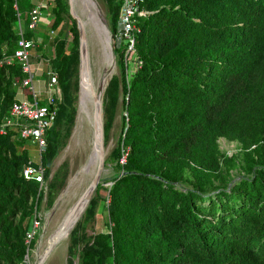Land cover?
<instances>
[{
	"label": "trees",
	"instance_id": "trees-1",
	"mask_svg": "<svg viewBox=\"0 0 264 264\" xmlns=\"http://www.w3.org/2000/svg\"><path fill=\"white\" fill-rule=\"evenodd\" d=\"M33 3L0 0V125L25 76L17 61L2 59L17 48L14 24L34 42ZM119 3L109 6L112 34ZM140 8L138 64L127 74L119 44L117 75L104 91L112 106L121 94L123 112L109 154L117 171L103 198L107 232L82 245L81 264H264V0H142ZM47 9V29L59 26L58 34L40 45L44 38L54 49L49 71L65 92L76 30L64 0ZM48 107L55 115L37 162L20 136L23 119L0 132V264H24L37 235L25 240L41 192L23 166L39 165L45 181L73 123L67 104L54 98ZM218 137L236 140L240 156L219 154ZM233 165L243 174L223 179L221 167Z\"/></svg>",
	"mask_w": 264,
	"mask_h": 264
},
{
	"label": "rangeland",
	"instance_id": "rangeland-1",
	"mask_svg": "<svg viewBox=\"0 0 264 264\" xmlns=\"http://www.w3.org/2000/svg\"><path fill=\"white\" fill-rule=\"evenodd\" d=\"M42 1L44 3V5H42L44 6L43 12L46 13L45 16L49 22V20L51 19V15H49L50 13L48 12L47 6L50 5L52 2H54V0H42ZM64 1L66 3V9H67V0ZM91 2L96 12L104 39L105 74H106L105 87H106L109 79L113 75H117L115 55L113 57L114 65L112 64L111 48L112 50L117 49L119 44H121V46L122 45L126 46V48L122 52V58L126 66L127 74H130L138 63L135 61L133 51L127 48L128 46L125 40H118L116 37L111 35L110 44H109L108 36L105 32L103 24L100 21L98 15V12H100L106 22V25L108 26V18L111 13L109 6L111 4H117L118 0H91ZM118 10L119 8H117V12ZM78 13L80 17L83 16V11L80 7H78ZM40 15H42V12ZM72 22H73L72 23L73 27L76 30L77 42H76V51L75 53H71L69 58L70 73L67 79V88L65 92H62L61 88L58 85L57 71L53 70V73L55 74L56 82H57L56 99L59 102H63L67 104L68 111L71 112L73 116V123L70 127L69 134L65 139L63 145L57 149V151L51 158L49 175L47 179L45 181L43 180V183L41 184L40 187L38 186V190L41 192V199L38 202V206H36V208L34 206L33 215L38 220L37 222L38 227L40 226L39 234H37L34 237V242L32 247L24 256V264H33L36 260V257L43 251L47 243L58 236L60 237V241L57 242L54 245V247L51 249L43 264H81L82 245L85 242L91 241L95 233L99 232L104 234L105 232H107L106 201L103 200V198L106 197L105 189H107L111 184L110 178L117 171V169L113 167V162L110 161L109 154L111 149L114 147L115 142L120 134L121 116L123 112L121 110V94L119 93V98L116 104L112 106L108 102V99L104 95V91H103L101 96V110H102V129L104 134V142H105L104 145H105V153H106L104 160L103 179L99 187L94 191L91 199L83 209L82 213L80 214V216L78 217V219L76 220L70 231L66 235L64 234L65 228H62V223H63L62 221V223H60V225L53 233L51 238L45 243L46 238L53 232V230L55 229L56 225L60 222L65 212L69 209V207L74 203L77 197L84 190L89 180V176H82L81 179V177L76 175L87 156L86 153L88 149L87 144L89 137V129L87 125L83 123L74 133V129L76 128V116H77V108H78L80 81H79V70H78V31L75 20L72 19ZM47 23H44L43 25L44 28L42 27L41 29H39V34L41 37H46V39L51 40L55 35L58 34L57 30L59 26L53 30H49L47 29ZM59 25H61V23ZM22 29H23L22 24L21 25L14 24L13 26V31L15 33H19L20 31H22ZM62 33L66 37L65 41L71 39V31L70 30L68 31L67 26L64 27ZM32 39H34V37ZM46 39L43 38L45 42L44 48L39 43L33 42L34 46L31 48L32 49L31 53H32V63L34 65L38 64V62L40 61L42 62V67L44 68V70L46 69L49 70L51 69L50 58H53L55 53H54V49L51 46H49ZM63 51L65 56L70 54V50L66 48L64 45H63ZM96 52L98 51L95 45L91 40H89L88 56H89V61H91L90 62L91 73L94 77H97L98 73H101L102 70L101 62L99 60L100 58L99 52L98 53ZM109 75L111 76L108 79ZM2 79H4V77H2ZM2 84L3 81H1L0 79V87L2 86ZM39 99L41 98L39 97L38 100ZM10 122L14 125L16 124V122H18V119L15 120L14 118H11ZM216 144L219 154H223L224 156H228V157H234L235 159H237L240 156L241 153L240 145L236 140L228 139L224 137H218L216 140ZM24 147L27 148L30 161L37 162L38 150L27 138ZM242 174L243 172H241L238 169V167L235 165L230 166L229 168L221 167L220 169V175L224 177L223 179L226 178V180L231 178L236 179L238 175H242ZM72 179H74V181L71 182ZM50 182L51 185L49 184ZM98 195L100 196V198L98 197ZM92 201H95V204L93 205V207H89ZM40 228H42V231H40Z\"/></svg>",
	"mask_w": 264,
	"mask_h": 264
},
{
	"label": "built area",
	"instance_id": "built-area-1",
	"mask_svg": "<svg viewBox=\"0 0 264 264\" xmlns=\"http://www.w3.org/2000/svg\"><path fill=\"white\" fill-rule=\"evenodd\" d=\"M142 0H120L119 10L115 23V30L112 34L118 40H125L127 48L132 50L133 32L136 30L135 21L137 16H144L147 11L140 8ZM40 2H34L29 11V20L27 28L32 30L40 19L41 14ZM17 48L10 55L3 57L2 62L9 64L12 60L19 63L21 71L25 76L16 84L14 93V100L9 109V115L4 118L0 125V132L2 133L4 127L12 125L11 118L24 120L20 128V136L27 138L31 143L35 144L38 153L45 147L44 133L48 129L54 119L55 111L49 109L57 95V82L53 72L48 69L40 70L42 62L39 61L38 66H33L30 61L29 50L34 46L33 42L28 41L22 37L21 31L18 33ZM44 73V103H39L38 98L40 92L36 91L32 84V78L37 71ZM17 123V122H16ZM25 179H34L38 182L39 187L43 183L42 170L39 165L32 166L29 162L23 166L21 171ZM38 220H33L31 229L25 234V240L29 242L34 234H37ZM38 229V230H37Z\"/></svg>",
	"mask_w": 264,
	"mask_h": 264
},
{
	"label": "bare ground",
	"instance_id": "bare-ground-1",
	"mask_svg": "<svg viewBox=\"0 0 264 264\" xmlns=\"http://www.w3.org/2000/svg\"><path fill=\"white\" fill-rule=\"evenodd\" d=\"M72 3H73V8H74L73 9L74 15H76V17L82 22L83 25H85V27L88 30L87 64L84 68H82L81 72L79 73L80 84H79L78 108H77V116H76V128L74 129V133H75L77 129L83 123L86 124L89 129V137H88V144H87L88 149L86 153L87 156L80 170H78L76 174L77 176L81 177V179H82V176H89V180L86 185V187H88V184L91 179L90 177H92L96 169L97 155H98L100 145L103 148L104 156L106 155L103 129H102L101 136L99 132H95V117H96V109L98 107V103L96 104L94 102V98H95V99H98V101H100L101 103V96H102L103 91H105L104 90L105 84H106L105 45H104V39H103L101 27H100V24H99V21H98V18H97V15H96V12L94 10L91 0H72ZM78 7H80L83 11V16L81 17L78 13ZM89 40L93 42V44L95 45L100 55L99 60L101 62L102 70H101V73H98L97 77H94L91 73V68H90L91 61H89V56H88ZM109 44H110V41H109ZM72 181H74V179H72L71 182ZM86 187L84 188L82 192L80 191L81 194L79 196L85 194L84 192H85V189H87ZM76 200L69 207V209L65 212L60 222L56 225L53 232L46 238L45 243L51 238V236L56 231L60 223H62V221H63L62 228L66 227L65 225L67 224L68 216H70L75 206L79 207L81 205L80 203L76 204ZM40 231H42V228H40ZM57 238H60V237L58 236ZM40 254L36 257V260L33 264H36V261L38 257L40 256Z\"/></svg>",
	"mask_w": 264,
	"mask_h": 264
},
{
	"label": "water",
	"instance_id": "water-1",
	"mask_svg": "<svg viewBox=\"0 0 264 264\" xmlns=\"http://www.w3.org/2000/svg\"><path fill=\"white\" fill-rule=\"evenodd\" d=\"M73 9L74 8H73L72 0H67L68 14L70 15V17L72 19L75 20L76 26H77V31H78V70L80 73L82 68H84L87 64L88 30L85 27V25H83L82 22L76 17V15H74ZM98 15H99L100 21L103 24L105 32L108 36V39L110 41L112 34H111L108 26L106 25V22H105V20H104V18L100 12H98ZM111 57H112V64L114 65V60H113L114 53H113L112 48H111ZM110 76L111 75L108 76V79L110 78ZM108 79H107V81H108ZM94 102L96 104L98 103V107L96 109V117H95V132H99V134L101 136L102 135L101 103H100V101H98V99H95V98H94ZM104 160H105V156L103 153V148L100 145L98 155H97V164H96L95 172L92 175V177H90L91 179H90V182L88 184V187H86L87 189H85V192H84L85 194L77 197L76 204L80 203L81 205L79 207L75 206V208L73 209L70 216H68L67 224L65 225L66 227L64 230V234H67L70 231V229L72 228V226L74 225V223L76 222V220L78 219L80 214L82 213L83 209L85 208V206L88 204L89 200L91 199L94 191L99 187V185L103 179ZM37 234H39V230H38ZM59 239L60 238L56 237L47 243V245L45 246V248L41 252L40 256L38 257L36 264H43L46 257L48 256L49 252L51 251V249L54 247V245L57 242H59Z\"/></svg>",
	"mask_w": 264,
	"mask_h": 264
},
{
	"label": "crops",
	"instance_id": "crops-1",
	"mask_svg": "<svg viewBox=\"0 0 264 264\" xmlns=\"http://www.w3.org/2000/svg\"><path fill=\"white\" fill-rule=\"evenodd\" d=\"M40 2V3H42V5H44V3H43V1L42 0H32V2ZM44 6H42V8H41V12H42V15H40V19H39V21L37 22V24L34 26V28H33V33H34V42H37V43H41V42H43L42 41V37L40 36V34H39V29H41L42 27H43V25H44V23H47L48 22V19L46 18V13H44L43 12V10H44V8H43ZM44 28V27H43ZM43 48H44V45L42 46ZM31 50L32 49H30L29 50V54H30V61H31V63H32V53H31ZM38 64H39V62H38ZM38 64H35L36 66H38ZM32 65L33 66H35L33 63H32ZM40 70L42 71H44V68L43 67H41L40 68ZM44 80H45V78H44V73H40V71L38 70L35 74H34V76H33V78H32V81H31V84H32V86H33V88L36 90V91H38V92H40V98L41 99H43L44 100V94H43V91H44Z\"/></svg>",
	"mask_w": 264,
	"mask_h": 264
}]
</instances>
